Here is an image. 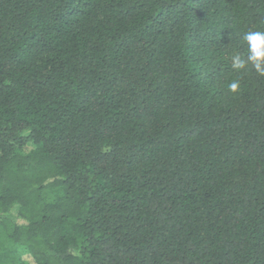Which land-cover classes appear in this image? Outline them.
Segmentation results:
<instances>
[{
  "label": "trees",
  "instance_id": "trees-1",
  "mask_svg": "<svg viewBox=\"0 0 264 264\" xmlns=\"http://www.w3.org/2000/svg\"><path fill=\"white\" fill-rule=\"evenodd\" d=\"M249 31L264 0H0V264H264Z\"/></svg>",
  "mask_w": 264,
  "mask_h": 264
},
{
  "label": "clouds",
  "instance_id": "clouds-1",
  "mask_svg": "<svg viewBox=\"0 0 264 264\" xmlns=\"http://www.w3.org/2000/svg\"><path fill=\"white\" fill-rule=\"evenodd\" d=\"M247 45L246 53L236 52L231 56L233 70H245L250 65L260 76H264V31H249L243 35ZM240 89L239 81H231L228 91L236 93Z\"/></svg>",
  "mask_w": 264,
  "mask_h": 264
},
{
  "label": "rangeland",
  "instance_id": "rangeland-1",
  "mask_svg": "<svg viewBox=\"0 0 264 264\" xmlns=\"http://www.w3.org/2000/svg\"><path fill=\"white\" fill-rule=\"evenodd\" d=\"M15 214H16V209H13L11 215L14 216Z\"/></svg>",
  "mask_w": 264,
  "mask_h": 264
}]
</instances>
